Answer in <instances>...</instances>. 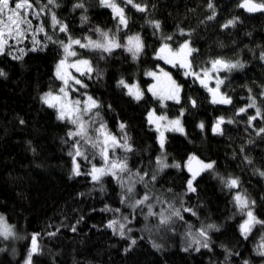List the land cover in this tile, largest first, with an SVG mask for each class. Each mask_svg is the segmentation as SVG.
Instances as JSON below:
<instances>
[{
  "label": "trees",
  "instance_id": "obj_1",
  "mask_svg": "<svg viewBox=\"0 0 264 264\" xmlns=\"http://www.w3.org/2000/svg\"><path fill=\"white\" fill-rule=\"evenodd\" d=\"M30 2V33L15 45L11 41L0 55V71L5 73L0 76V214L21 237L17 241L0 236V264H26L33 236L38 250L31 264H264L257 252L264 245V224L254 225L247 238L240 231L249 210L264 221V13L244 12L240 0H133L145 11L123 3L125 27L99 0ZM78 3L84 7H75ZM53 15L59 21L55 26ZM229 20L235 24L225 28ZM152 22H159L160 29ZM60 25L67 31H59ZM97 29L109 32L121 45L138 35L144 45L137 60L124 47L111 54L86 49L78 54L90 59L95 69L81 77V91L99 105L83 115L88 135L92 141L103 140L96 131L103 125L120 144L127 137L131 148L113 149L109 142V160L127 158L128 170L118 173L120 180L105 175L99 183L88 174L93 165L105 166L99 146L69 137L76 126L58 119V112L41 99L62 87L56 76L63 57L61 42L86 36L100 40ZM186 41L194 49L191 67L196 73L211 71L216 59L243 65L217 71V81H210L214 89L223 81L218 90L230 103L213 104L200 80L157 58L164 55L159 52L164 44L177 49ZM160 67L170 70L181 86L179 103L163 107L148 92V73ZM120 80L139 83L144 97L135 100ZM152 109L172 118L184 112L185 134L168 132L163 149L148 122ZM249 117L256 118L249 123ZM221 118V132L214 133ZM77 141L88 159L76 157L82 174L74 176L69 153L74 154ZM191 157L213 163L193 181L195 191L187 186L191 176L185 165ZM158 158L169 167L161 168ZM230 179L238 186L228 188L225 182ZM145 195L149 199L137 204ZM236 195L246 198L249 207L240 209ZM113 220L124 225L123 237L108 227ZM201 229L207 230V248L194 242L203 241Z\"/></svg>",
  "mask_w": 264,
  "mask_h": 264
},
{
  "label": "snow or ice",
  "instance_id": "obj_2",
  "mask_svg": "<svg viewBox=\"0 0 264 264\" xmlns=\"http://www.w3.org/2000/svg\"><path fill=\"white\" fill-rule=\"evenodd\" d=\"M127 4H131L132 7L136 8L138 11H145V8L142 7L139 4L133 3V0H125ZM49 4L55 5V0H48ZM99 3L102 7L110 8L114 14V16L119 18V23L121 25L127 26V20L124 15V10L121 8L115 0H99ZM241 8H244L248 12H264V3H255L253 0H243V2L239 5ZM77 8H83L84 5L82 3H78L75 5ZM209 9H213V15L209 17V19H213L215 12H214V6L211 2L208 4ZM33 10V5L30 2V0H0V55L5 54V47L7 45V41L9 39H22L25 36L26 28H31L32 21L28 19V16L31 14V11ZM35 15L38 17L39 13H35ZM82 20H86L87 17H81ZM52 22L53 25L59 24V21L56 19L55 15L52 16ZM153 27L157 30L160 29L159 22H152ZM235 20H229L224 27L227 28L229 26H234ZM39 31L43 32L44 29L41 26L39 28ZM59 31L66 32L67 28L65 25H60ZM100 33V36L102 39L100 40H92L90 38H87V43H82L78 39H72L69 37V42L67 44L61 42L62 47L64 49V52L66 54L65 59L61 60L60 63L57 65L56 75L58 79H61L65 85V87L60 88V92L64 94V97L61 98L60 96H54L52 93H47L44 97H42V101L48 105V107H57V104H59L58 108V119L65 120L68 119L72 124L76 125V131L69 132V137L75 138L80 137L82 140L85 141V143H91V146L93 148H96L99 146L100 148V155L103 158L105 162L104 167H96L93 165L91 171L88 173L91 175V179L93 182L99 183L101 178L105 175H111L118 180L121 178L119 177L118 173H123L127 171V163L126 159L124 158L123 161H116V160H109V142L111 143L112 148L120 147L122 146L126 151H131L130 146L127 144V137H124L123 144H120L119 141H117L116 137L112 136L109 133H106L104 130V126L101 125L99 129H96V131L103 135V140H97L92 141V138L88 135V129L86 127V124L88 122L84 121L82 119L83 115H87L92 108L99 107L97 102L93 100L91 97L88 98V105L81 109L79 107L80 101H74L69 102L67 99L68 92L66 91V87L69 84V79H74L68 75V73L65 71L62 74V68L65 65V60L68 56H76L77 53L75 51H72V45H78L80 48H87L94 51H100L103 53L111 54L112 51L116 48L124 47L127 52H129L132 55L133 60L137 59L139 54L143 51V42L141 41V38L137 36H130L128 37V41L126 45H121L115 37H109V34L107 32H100L99 29L96 30ZM50 39V37H49ZM167 39H172V37H167ZM33 42L38 43V41L35 40V37H33ZM33 51L36 49L33 48ZM23 52V49L20 50ZM194 51V49L190 48L189 42H184L178 50L173 51L171 47L168 44H164L159 52L164 55H158V59H163L165 63L171 64L173 67H176L179 65V67L186 69L184 75L185 76H193L195 79H199L200 83L203 87L207 88V90L212 94V103H230V99L224 97L221 94H218V89L220 83L223 81H218L216 88H209L207 83L205 82L206 79L209 76V70L205 69L203 71V77L199 73H196L194 71H191V63L188 59V57L191 55V53ZM18 58V57H13ZM22 58V57H20ZM103 58V57H101ZM261 59H264V56L261 57ZM212 64V71L217 72L220 70H227L231 71L234 68L237 67H243L239 62L237 63H231L228 61H224L222 59H216L211 62ZM80 66H84L87 69V72H91L92 68L90 65V62L88 60H79L75 64L71 65V67H75L77 71H81ZM163 77L165 79L161 80L160 77L156 76V73L149 72L148 75L154 77L157 80V84L152 85L148 91L152 93L154 97H157L160 99L162 106L163 101L165 100H173L176 103H179V93H180V85L174 81L171 76L167 72H163L161 70ZM81 74H84L83 72ZM5 75L3 71H0V76ZM76 84H80L81 82L77 79L75 80ZM119 84L126 88L128 90V95L132 96L135 100L139 101L143 97V93L139 90L138 86L136 85H129L124 80H120ZM83 86V85H81ZM55 102V103H54ZM193 106H195V101H192ZM255 103L249 105V107H254ZM240 112H245V109H240ZM79 113V114H77ZM181 115H183V112H181ZM257 115H260V110L257 109ZM256 117H249V123H251L252 120H254ZM167 120V117L164 115L161 116H155L154 112H150L148 116L149 123H155L157 126V130L160 128V122ZM223 118L217 121L216 125L213 128L214 133H220L221 128L220 125L223 123ZM232 121H228V123H231ZM168 125L172 126V130L179 131L183 133L184 129L181 126L180 120H171L168 121ZM125 125L121 124L120 128L123 130ZM204 125L201 124L200 128L203 129ZM261 132H264V129H260ZM160 148H164L165 138L164 133L160 132V138H159ZM75 152L69 153V155L73 156V175L79 176L81 175L80 166L78 163H76V157H83L85 160L88 159V157L85 155V153L81 150V146L79 145V142L77 141L76 144L73 145ZM195 157L190 158L189 162V171L192 173L191 179L188 181V189L190 191H195V188L193 187V181L196 179V176L199 174L198 171H193L191 168V160H195ZM200 164V170H207L213 168V163H202L197 161ZM158 163L161 166V168L169 167L168 164L165 163L164 159L158 158ZM173 167H179V165H172ZM262 176H264V172L261 173ZM143 177H141V180ZM154 179V177H153ZM226 186L228 188H234L238 186V181L236 179H230L225 182ZM102 190V189H101ZM127 191L131 193L133 191V188L131 186L128 187ZM149 197L147 195L144 196L143 200H139L136 203L137 204H143L146 200H148ZM235 200L237 203V206L240 209H245L249 207V202L246 198H244L241 195H236ZM187 211V209H186ZM151 209H149V215H151ZM175 215L179 216V212H175ZM247 219L244 221V223L240 227L241 234L247 238L248 234L251 232V229L256 224H264V221L258 220L251 210L247 211L246 213ZM161 223H166L165 219H161ZM119 224V221L113 220L108 224L109 228H112L113 231H119V234L123 237L124 235V225L119 224V229H117L115 226ZM215 228L214 225H208V229ZM75 230V229H73ZM10 235H12V229L4 223L3 217H0V236H3L5 239H7ZM199 236L203 237V241L196 239L194 242L197 244H200L201 246L207 248L209 246L208 240L209 237L207 235V230L201 229L199 232ZM133 244H135V241H132ZM264 248V245L261 246ZM37 242L36 237H32V248L29 251L28 258L26 261V264H31V258L34 253L37 252ZM199 248H197V251ZM258 255L264 256V251H259ZM247 264V262H245Z\"/></svg>",
  "mask_w": 264,
  "mask_h": 264
},
{
  "label": "rangeland",
  "instance_id": "obj_3",
  "mask_svg": "<svg viewBox=\"0 0 264 264\" xmlns=\"http://www.w3.org/2000/svg\"><path fill=\"white\" fill-rule=\"evenodd\" d=\"M115 2L121 7V8H123V10H124V6L122 5L123 3H126L125 2V0H115ZM110 9V8H109ZM111 10V9H110ZM112 11V10H111ZM113 13V12H112ZM114 15V14H113ZM114 17H116V16H114ZM116 18H118V17H116ZM29 19V18H28ZM119 19V18H118ZM30 20V19H29ZM26 33H30V29L29 28H26V32H25V36L22 38V39H9L8 41H7V45H6V47L7 46H9L10 44H11V41H12V43H14V45L17 43V42H21V41H23L24 39H25V37H26ZM108 34H109V37H110V33L108 32ZM87 38H90V39H92V40H94L91 36H86L85 38H83V39H78V40H80L82 43H87ZM14 41V42H13ZM69 42V41H68ZM68 42H66L65 44H67ZM187 42H189V46H190V48H192L193 49V46H192V44H191V42L190 41H187ZM6 47H5V49H6ZM180 48V47H179ZM179 48H177V49H172L173 51H175V50H178ZM81 49H86V50H89V51H94V50H90V49H87V48H80L78 45H72V48H71V50L72 51H75L76 53H77V55L76 56H68L67 57V59L65 60V65H64V67L62 68V74L66 71L67 73H68V75L70 76V77H72V78H74V79H69V84H68V86L66 87V91L68 92V97H67V99L69 100V102H74V101H77V100H79L81 103H80V105H79V107L81 108V109H83V108H85L87 105H88V103H89V101H88V98L89 97H91L90 96V94H88L87 92H83V91H81V88H84L85 87V83L83 82V80H82V76L83 75H85V74H92V73H94V71H95V69H94V66H93V63H92V61L90 60V59H88V58H80V57H78V54H79V52H80V50ZM192 54H193V52L191 53V55L188 57V59H189V61H190V63H191V56H192ZM140 55H141V53L139 54V56H138V58L140 57ZM65 56H66V54H65V52H64V49H63V57H62V59L61 60H64L65 59ZM132 56V55H131ZM137 58V59H138ZM88 60L89 62H90V65H91V68H92V71L89 73V72H87V69L84 67V66H80V69H81V71H77L76 70V68L75 67H71V65H73V64H75L77 61H79V60ZM137 59H135V60H137ZM60 60V61H61ZM60 61L58 62V64L60 63ZM165 62V61H164ZM57 64V65H58ZM169 67H173L171 64H169V63H166ZM178 67H179V65H177ZM181 68V67H180ZM182 70H183V73H185V71H186V69H184V68H181ZM56 70H57V66H56ZM161 70H163V72H167L170 76H171V78L174 80V81H176L175 80V78H174V76H173V74H172V72L170 71V70H168V69H166V68H163V67H160L158 70H156V71H152V72H154V73H156V76L157 77H160V79L161 80H163V79H165L164 77H163V74H162V72H161ZM191 71H193L192 70V67H191ZM84 73V74H81V73ZM200 75H201V77H203V73H199ZM214 74H215V76H214ZM216 74H217V72H213L212 70L211 71H209V78H210V81H212V82H214L215 80L217 81V77H216ZM57 76V75H56ZM149 76V75H148ZM190 77H193V76H191V75H189ZM151 79H152V83H151V85L148 87V89L152 86V85H154V84H157V80L154 78V77H152V76H149ZM79 80L81 83L80 84H76L75 83V80ZM61 82H62V87H65V85H64V83H63V81L61 80V79H59ZM199 80V79H198ZM127 83V82H126ZM176 83L178 84V82L176 81ZM127 84H129V85H136V86H138V88H139V90L143 93V97H144V94H145V92H144V90L140 87V85H139V83H127ZM81 85H83V86H81ZM179 85V84H178ZM61 87V88H62ZM123 87V86H122ZM180 88H181V86H180ZM125 90H126V92L128 93V90L125 88ZM150 94H152L150 91H148ZM49 93H52V92H49ZM47 93H45V94H43L42 95V97H44L45 95H46ZM54 96H60L61 98H63L64 97V94L63 93H61L60 91L59 92H57V93H52ZM42 97H41V99H42ZM132 97V96H131ZM142 97V98H143ZM181 97H182V88H181V90H180V93H179V102L181 101ZM92 98V97H91ZM156 99H158L157 97H155ZM93 100H95L94 98H92ZM141 100V99H140ZM158 100H160V99H158ZM96 101V100H95ZM97 102V101H96ZM169 102H175V101H173V100H165V101H163V107H165ZM55 103V102H54ZM160 103H161V101H160ZM47 105V104H46ZM161 106H162V104H161ZM52 108H54L57 112H58V108H59V104H57V107H52ZM94 108H92L91 109V111L93 110ZM91 111L87 114V115H85V116H89L90 115V113H91ZM150 112H154L155 113V116H161V115H164V116H166L167 117V120H165V121H161L160 122V128H159V130H157V126H156V124L155 123H149L151 126H153V128L157 131V134H158V141H159V138H160V132H163L164 133V138H165V143H166V137H167V133L168 132H170V131H173V132H176V133H179V134H185V127H184V124H183V115H179V116H177V117H174V118H172V117H170L168 114H159V113H157L156 112V110H154V109H152ZM149 112V113H150ZM183 112V111H182ZM149 113H148V116H149ZM77 114H79V113H77ZM183 114H184V112H183ZM82 119H83V117H82ZM176 119H179L180 120V123H181V126L183 127V129H184V131H183V133H181V132H179V131H175V130H172V126H170V125H168V121H171V120H176ZM65 120H68V119H65ZM69 121V120H68ZM149 122V121H148ZM76 126V125H75ZM97 140H100L99 138L98 139H96L95 141H97ZM165 143H164V148H165ZM160 144V143H159ZM110 157V156H109ZM0 217H3V220H4V223H6L11 229H12V235H10L7 239H12V240H17V241H19L20 240V236L19 235H17V233H16V231H15V229H14V227L12 226V225H10L9 223H8V221L6 220V218L3 216V215H1L0 214ZM262 245H263V243H262ZM261 247V246H260ZM259 251H264V248H262L261 247V249L260 250H258L257 252H259Z\"/></svg>",
  "mask_w": 264,
  "mask_h": 264
},
{
  "label": "water",
  "instance_id": "obj_4",
  "mask_svg": "<svg viewBox=\"0 0 264 264\" xmlns=\"http://www.w3.org/2000/svg\"><path fill=\"white\" fill-rule=\"evenodd\" d=\"M226 1H234V0H226ZM243 2V0H240V4ZM253 2H255V3H257L256 1H254L253 0ZM239 4V5H240ZM240 7V6H239ZM240 9L241 10H243L244 12H246V13H248V14H252V15H257V14H262V13H264V12H260V11H257V12H248V11H246L244 8H241L240 7ZM206 83H207V85H208V87H209V84H210V78L208 77L207 79H206V81H205ZM214 89V88H213ZM210 93V92H209ZM218 94H221V95H223V93L220 91V90H218ZM210 96H211V98H212V94L210 93ZM224 96V95H223ZM225 97V96H224ZM217 104H219V105H226V104H224V103H217ZM228 104V103H227ZM220 128L222 129V127H221V125H220ZM196 159L195 160H191V168L193 169V171H198L199 172V174L196 176V180L197 179H199V178H201V176L203 175V170H200V164L197 162V161H199V162H201L197 157H195ZM189 162H190V160L186 163V165H185V167H186V170H187V172H188V174L192 177V173L189 171Z\"/></svg>",
  "mask_w": 264,
  "mask_h": 264
},
{
  "label": "flooded vegetation",
  "instance_id": "obj_5",
  "mask_svg": "<svg viewBox=\"0 0 264 264\" xmlns=\"http://www.w3.org/2000/svg\"><path fill=\"white\" fill-rule=\"evenodd\" d=\"M210 85V84H209Z\"/></svg>",
  "mask_w": 264,
  "mask_h": 264
}]
</instances>
